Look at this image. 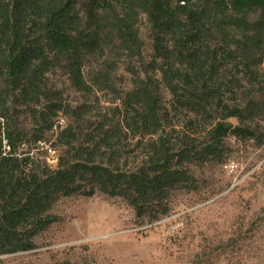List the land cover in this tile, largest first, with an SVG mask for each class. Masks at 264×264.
Segmentation results:
<instances>
[{"label": "trees", "instance_id": "16d2710c", "mask_svg": "<svg viewBox=\"0 0 264 264\" xmlns=\"http://www.w3.org/2000/svg\"><path fill=\"white\" fill-rule=\"evenodd\" d=\"M263 64L264 0H0V256L35 250L61 199L167 216L189 167L264 144Z\"/></svg>", "mask_w": 264, "mask_h": 264}, {"label": "rangeland", "instance_id": "374dc122", "mask_svg": "<svg viewBox=\"0 0 264 264\" xmlns=\"http://www.w3.org/2000/svg\"><path fill=\"white\" fill-rule=\"evenodd\" d=\"M228 147L225 162L189 167L198 190L173 193L158 221L138 220L119 199H61L52 211L60 222L35 250L0 256V264H264V144L230 138ZM32 153L51 164L49 153Z\"/></svg>", "mask_w": 264, "mask_h": 264}, {"label": "built area", "instance_id": "2783aa9c", "mask_svg": "<svg viewBox=\"0 0 264 264\" xmlns=\"http://www.w3.org/2000/svg\"><path fill=\"white\" fill-rule=\"evenodd\" d=\"M264 67V64H263ZM0 138L2 139V143L0 146V158L5 157L8 155V153L10 152V146L7 144V142L4 140L3 136H0ZM49 156H50V163L55 164L56 163V159H55V153L52 151H49Z\"/></svg>", "mask_w": 264, "mask_h": 264}]
</instances>
